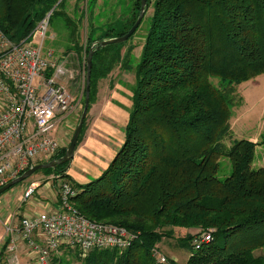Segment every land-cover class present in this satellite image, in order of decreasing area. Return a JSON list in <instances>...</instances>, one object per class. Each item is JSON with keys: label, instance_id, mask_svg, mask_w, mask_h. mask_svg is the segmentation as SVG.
<instances>
[{"label": "trees", "instance_id": "16d2710c", "mask_svg": "<svg viewBox=\"0 0 264 264\" xmlns=\"http://www.w3.org/2000/svg\"><path fill=\"white\" fill-rule=\"evenodd\" d=\"M56 3L0 0L1 32L14 44L28 41L37 22L52 10L50 21L63 0L54 8ZM129 5L127 18L116 21L122 27L94 28L82 45L72 38L65 52L71 47L86 60L94 43L124 35L140 0ZM145 17L124 140L107 169L84 185L66 175L70 163L34 174L70 182L76 191L71 200L87 219L137 234L122 253L94 249L78 257L81 264H165L155 255L173 237L189 251L186 264H264V166L251 167L259 144L224 143L231 109L241 104L236 87L264 75V0H146L141 22ZM123 45L94 50L88 111L98 82L116 66L131 68ZM83 103L84 94L80 114ZM65 149L34 165L61 158ZM204 233L210 242L195 250L194 240ZM51 264L61 260L54 257Z\"/></svg>", "mask_w": 264, "mask_h": 264}, {"label": "built area", "instance_id": "2783aa9c", "mask_svg": "<svg viewBox=\"0 0 264 264\" xmlns=\"http://www.w3.org/2000/svg\"><path fill=\"white\" fill-rule=\"evenodd\" d=\"M51 13L52 10L37 22L26 42L14 44L0 30V187L36 162L54 156L63 147L55 128L78 111V101L61 83L71 74L57 64L51 48H44ZM49 70L52 73L47 77ZM52 179L57 187L56 208L22 216L16 229L31 260L51 264L53 254L61 248L75 250L85 258L94 249L122 253L131 246L137 234L87 219L71 200L76 194L72 184L58 177ZM36 188L33 184L25 188L23 202L33 196ZM37 237L42 241L40 245ZM210 240V233L201 234L193 242L194 249ZM15 250V241L11 240L8 251ZM155 258L159 263L166 262L159 253ZM17 263L14 257L9 264Z\"/></svg>", "mask_w": 264, "mask_h": 264}, {"label": "rangeland", "instance_id": "374dc122", "mask_svg": "<svg viewBox=\"0 0 264 264\" xmlns=\"http://www.w3.org/2000/svg\"><path fill=\"white\" fill-rule=\"evenodd\" d=\"M60 1L61 0H57L54 8ZM129 4L130 0H63L62 5L56 7V13L49 21L46 38L44 40V48H51L53 50V57L57 60V64H60L71 74V78L67 76L62 82H67V84L70 82V85L73 82H77L81 88V93L76 97V99H78V112L77 115L70 118L68 132H66V135H63L65 129H63L62 126H57L55 128V136L61 140L63 147L68 145L76 127L78 115L80 114V102L82 94H84L85 82L84 56L78 55L75 50H71V47H69L68 52L65 51H67L69 44H72V38H75V41L79 45L84 44L87 34L91 33L94 28L99 31H104L109 26H113L115 29L122 27L124 23L116 22L119 18L118 14L121 16L122 21L126 19L130 10ZM150 14L151 9L148 10L146 16L148 17ZM66 17L70 18L69 22H66ZM147 17L141 22L136 32L123 43L122 52L124 51V54L125 52L126 54L128 53L126 56L129 58L131 66V68L121 71L122 73L124 72L125 82H134V72L132 68H134L136 64V53H140L137 49L141 45L142 37L144 38L145 29L147 28ZM98 30H96L94 35L97 34ZM113 72L112 77L117 78L115 75L120 72L119 67L117 66L114 68ZM130 73L133 75L132 80ZM255 84L256 82L250 80L236 87V96L241 98V104L231 109V117L229 120L231 133L230 136L224 140V143L226 146H230L234 139H247L257 142L259 145L257 146V150H255V155L251 164L252 168L257 169L258 166L263 165L262 159H264V141L262 142L260 138V134L264 131V113H260L262 104H264V84L262 83L259 88H256ZM66 89L68 91V87ZM78 92L79 90H76L73 96L77 95ZM42 176L44 180L52 178V176H45L44 172L40 171L33 174L31 179L38 180ZM91 180L92 178H89V181ZM19 186L20 185L15 186L4 194L12 195L15 190H18ZM37 194H39V191H37ZM29 204L31 203H28V206ZM33 210L38 211V208L34 207ZM21 217L22 215H15V222H19ZM4 222L7 223L8 220H4ZM7 225L8 226L4 225L5 227H3L4 232L5 229L9 228V224ZM176 239L177 237L163 240V252L161 251L160 254H163L162 256L165 257V264H169L171 260L170 257L175 259V262L171 260L174 264H186L185 260L188 258L189 251L184 247H180ZM259 253L264 254V250ZM76 255L78 254H76L75 250L61 248L56 254H53L52 258L55 257L60 259L61 264H81L78 260L79 256ZM79 258L82 259L81 257ZM31 262L36 264L33 260H31Z\"/></svg>", "mask_w": 264, "mask_h": 264}, {"label": "crops", "instance_id": "0c3cea01", "mask_svg": "<svg viewBox=\"0 0 264 264\" xmlns=\"http://www.w3.org/2000/svg\"><path fill=\"white\" fill-rule=\"evenodd\" d=\"M142 43L143 37L141 45ZM141 45L137 49L140 52ZM121 53L124 55V51H121ZM139 55L140 53H136V62ZM113 70L106 79L98 82L95 100L86 115L82 138L75 146L73 158L66 170L68 178L78 185L90 182L89 178H92V180L98 178L107 169L124 140V128L127 124L132 104L131 97L134 82H125L124 72H121L123 69H120L121 73L118 72L115 75L117 78L112 77ZM133 75L130 73L131 80ZM258 77L252 79L256 82V88H259L262 83L264 84V75ZM61 83L65 88L68 87V93L75 99L81 93V88L77 82H73L71 85L69 84L70 82L68 84L67 82ZM76 90H79V92L73 96ZM77 101L78 99H76ZM77 112L58 123L57 126H62L65 129L63 134L68 132L70 118L77 115ZM261 112L264 113V104H262ZM250 141L253 142V140ZM255 150H257V147ZM262 160L263 165L258 167L264 166V159ZM31 177L21 183L18 190H15L12 195L4 194L0 197V264H9L14 257L17 259V264H33L31 258L28 256L26 243L20 239L16 232L19 222H15V215H34L45 212V210H54L57 206L56 182L52 178L44 180L43 176L38 180L31 179ZM30 184L36 185L37 188L33 196L23 202V191ZM37 191H39V194H37ZM28 203L31 204L28 206ZM34 207L38 208V211L33 210ZM4 220H8V222L5 223ZM7 224H9V228L7 229H11L10 232H6L7 229H5V232L3 230V227L8 226ZM11 240H14L16 244L14 252L8 251ZM35 240H37L39 245L40 242L42 243L40 237L35 238ZM6 242L7 247L2 251ZM163 246L164 242L161 244L159 252H163ZM170 259L175 262L174 258L170 257Z\"/></svg>", "mask_w": 264, "mask_h": 264}, {"label": "water", "instance_id": "95a60500", "mask_svg": "<svg viewBox=\"0 0 264 264\" xmlns=\"http://www.w3.org/2000/svg\"><path fill=\"white\" fill-rule=\"evenodd\" d=\"M145 8H146V0H140L139 14H138L134 24L131 26V28L124 35H122L120 37H115V38L106 39V40H103L100 42H96L89 49L88 55H87L86 60H85V82H84V91H83L84 92V103H83V107H82L80 117L78 119L76 127H75L73 134L71 136V139H70L68 145L66 146L64 155L59 159L51 160L49 162L42 163V164H36V165L30 167L28 170L23 172L17 178L9 181L4 186L0 187V195L3 194L5 191L9 190L11 187L27 180L38 170L54 168L56 166L71 162V160L73 158L75 146H76V143H77V140H78V137H79L80 131L82 129L85 117L87 115L88 107H89L90 71H91L92 54H93L94 50L97 48H102V47H106L108 45L121 44V43L126 42L135 33V31L138 29L144 15H145Z\"/></svg>", "mask_w": 264, "mask_h": 264}]
</instances>
